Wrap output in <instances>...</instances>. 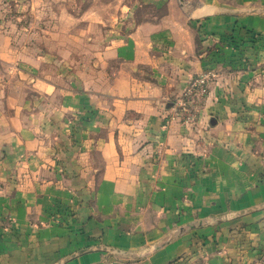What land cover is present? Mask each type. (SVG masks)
<instances>
[{
	"label": "crops",
	"instance_id": "1",
	"mask_svg": "<svg viewBox=\"0 0 264 264\" xmlns=\"http://www.w3.org/2000/svg\"><path fill=\"white\" fill-rule=\"evenodd\" d=\"M198 3L186 19L168 0L102 42L84 33L96 52L60 81L61 57L1 24L0 264L97 245L112 255L66 264H264V210L233 217L264 203V18L207 17L264 0ZM195 78L196 121L171 120Z\"/></svg>",
	"mask_w": 264,
	"mask_h": 264
},
{
	"label": "rangeland",
	"instance_id": "2",
	"mask_svg": "<svg viewBox=\"0 0 264 264\" xmlns=\"http://www.w3.org/2000/svg\"><path fill=\"white\" fill-rule=\"evenodd\" d=\"M187 2L182 0L179 4L185 18L189 19L200 4L198 0ZM167 3L168 0H0V27L3 23L2 26L9 28L18 42L36 45L39 50L36 53L61 57L63 61L52 66L49 72L51 76L57 75L60 81L70 74V69L76 73L81 71L82 66L74 65V59L81 51L88 50L89 57L95 54V48L84 46L79 49L80 41H86L84 33H88L89 41L102 42L108 36L106 29L117 26L123 35L136 24L162 15ZM9 86L11 92L17 93L15 83ZM185 263L201 264L190 260Z\"/></svg>",
	"mask_w": 264,
	"mask_h": 264
},
{
	"label": "water",
	"instance_id": "3",
	"mask_svg": "<svg viewBox=\"0 0 264 264\" xmlns=\"http://www.w3.org/2000/svg\"><path fill=\"white\" fill-rule=\"evenodd\" d=\"M179 2H182V0H179ZM259 16L264 18V8H257V9H231V8H214L212 9L207 16H227V17H235V18H239V17H247V16ZM260 210H264V203L254 206L252 208H248L246 210H242L237 212L236 214H234V218H239L242 217L244 215L253 213V212H257ZM189 228H191V226H189ZM95 252H99V253H107L108 257H110V255H112L113 253V249L112 248H108L102 245H97V246H90L87 248H83L80 249L68 256H65L63 258H61L60 260H58L57 262H55L54 264H66L72 260H74L75 258H78L80 256L89 254V253H95Z\"/></svg>",
	"mask_w": 264,
	"mask_h": 264
},
{
	"label": "built area",
	"instance_id": "4",
	"mask_svg": "<svg viewBox=\"0 0 264 264\" xmlns=\"http://www.w3.org/2000/svg\"><path fill=\"white\" fill-rule=\"evenodd\" d=\"M204 94V80L202 78L191 80L184 93L174 100L170 119H177L184 125L192 123L196 116L194 110L196 100L201 99Z\"/></svg>",
	"mask_w": 264,
	"mask_h": 264
}]
</instances>
